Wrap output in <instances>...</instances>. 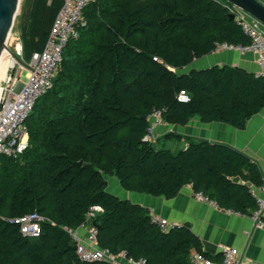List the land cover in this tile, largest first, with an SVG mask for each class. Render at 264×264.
<instances>
[{
    "label": "trees",
    "instance_id": "1",
    "mask_svg": "<svg viewBox=\"0 0 264 264\" xmlns=\"http://www.w3.org/2000/svg\"><path fill=\"white\" fill-rule=\"evenodd\" d=\"M64 1L23 0L14 29L26 62L44 48ZM228 4L95 0L84 8L86 25L25 121L29 147L0 154V264H110L81 259L71 244L67 229L87 223L96 224L100 247L146 264H191L194 251L215 258L188 223L163 230L148 207L110 192L106 176L154 196L171 198L190 184L223 208H257L251 188L264 184V172L243 150L175 132L163 138L185 137L177 151L144 138L155 111L170 124L198 117L243 129L264 109L263 74L231 64L182 71L221 44L250 43ZM181 90L190 101L178 100ZM93 205L103 211L88 220ZM33 211L46 220L38 236L24 235L9 219Z\"/></svg>",
    "mask_w": 264,
    "mask_h": 264
},
{
    "label": "built area",
    "instance_id": "2",
    "mask_svg": "<svg viewBox=\"0 0 264 264\" xmlns=\"http://www.w3.org/2000/svg\"><path fill=\"white\" fill-rule=\"evenodd\" d=\"M92 1L95 0H65L52 23L44 48L41 51H35L27 65L16 59V63L20 64V68H27L28 71L25 82H21L19 76L10 74L3 83V90L0 95V154L17 157L29 147L30 134L25 121L38 98L53 86V77L62 60L63 50L70 39L79 36V29L86 25L83 10ZM228 7L230 12L235 13L236 21L251 40L247 46L232 47L249 49L258 53L261 66L258 73L264 75V24L235 5L228 4ZM13 36L15 34L12 29L7 41L9 48ZM17 38L15 53L20 58L23 57V45L20 35ZM223 45L225 47L229 46L227 44ZM154 58L158 59L157 57ZM190 99V94L186 90H181L178 94L180 102H188ZM152 117L154 120L148 127L144 138L154 142V126L162 122L161 112L155 111ZM259 188L264 190V184ZM255 189V187H252L251 192L256 197L257 208L251 216L257 227L264 228V198L258 196ZM195 194L200 199H208L201 192H195ZM102 211L103 208L100 205H93L87 212L86 217L91 220L97 213ZM152 219L163 230L169 229L166 219L155 215H152ZM9 220L18 224L24 235L38 236L41 233V223L46 220V217L37 211H33L12 217ZM67 230L76 242L77 254L83 260L123 264L118 260L121 256L126 259L128 264H146L144 258L135 259L128 257L125 251L114 253L109 248L100 247L97 240L98 229L94 224H89L86 238L80 236L78 229ZM190 261L191 264H264L249 260L237 248L225 245L221 246V259L219 260H214L201 252L195 251L191 254Z\"/></svg>",
    "mask_w": 264,
    "mask_h": 264
},
{
    "label": "crops",
    "instance_id": "3",
    "mask_svg": "<svg viewBox=\"0 0 264 264\" xmlns=\"http://www.w3.org/2000/svg\"><path fill=\"white\" fill-rule=\"evenodd\" d=\"M216 64H231L256 73L261 70L258 53L221 44L215 51L195 59L182 71L188 72L193 68L201 69ZM168 132L230 144L254 158L264 172V109L253 115L243 129L223 122H203L198 117L184 125L170 124L162 120L154 126L157 139ZM181 143L182 147L188 144L185 137H182ZM107 181L110 192H118L120 195H116L119 197L148 207L152 215L166 219L169 228L188 223L200 237L203 250L214 255V260H218L217 255L221 256V246L225 245L237 248L249 260L264 263V228L257 227L251 215L223 208L210 199L198 198L190 184L183 186L174 197L167 198L127 190L116 177H107ZM255 188L256 194L264 198V190ZM88 226L86 224L78 229L82 238L87 237ZM118 260L128 264L124 257L120 256Z\"/></svg>",
    "mask_w": 264,
    "mask_h": 264
},
{
    "label": "water",
    "instance_id": "4",
    "mask_svg": "<svg viewBox=\"0 0 264 264\" xmlns=\"http://www.w3.org/2000/svg\"><path fill=\"white\" fill-rule=\"evenodd\" d=\"M229 4L235 5L257 18L264 24V3L260 0H226ZM22 0H0V56L4 49L8 48L12 55L22 64L27 65L12 51L7 41L14 28L17 15L19 13ZM230 18L235 19V13L230 12ZM82 161L78 162L81 165ZM94 225H96L94 223ZM71 244L76 248V242L72 239Z\"/></svg>",
    "mask_w": 264,
    "mask_h": 264
},
{
    "label": "rangeland",
    "instance_id": "5",
    "mask_svg": "<svg viewBox=\"0 0 264 264\" xmlns=\"http://www.w3.org/2000/svg\"><path fill=\"white\" fill-rule=\"evenodd\" d=\"M22 2H23V0H22ZM21 6H22V4H21ZM20 13H21V7H20L19 13L17 15V18L19 17ZM17 18H16L15 23L17 22ZM13 33L15 34V36H13L11 38V40H10V49L15 52V50H16L15 43H16V41H18V38L17 37L20 34L14 28H13ZM20 58L27 64V62L23 59V57H20ZM27 71H28L27 68H24V69L23 68H20V64L19 63H16L15 66H13V67L10 68L8 74H12L13 76L14 75H17V76H19L21 82H25L26 81ZM3 83H4V81H2V84L1 85H3ZM154 137H155V141L154 142L156 143V145L158 147L170 148L172 151H177L178 149H180L183 146V143H181V140H179V139L163 138V136L160 139H157V137L155 136V133H154ZM107 177H109V178H111V177L112 178H115L113 176H106V178ZM110 189H111V187H110ZM116 194L120 195L118 192Z\"/></svg>",
    "mask_w": 264,
    "mask_h": 264
},
{
    "label": "bare ground",
    "instance_id": "6",
    "mask_svg": "<svg viewBox=\"0 0 264 264\" xmlns=\"http://www.w3.org/2000/svg\"><path fill=\"white\" fill-rule=\"evenodd\" d=\"M16 59L12 55L11 51L6 48L0 56V95L3 90L2 81L7 80L10 74H8L11 67L15 65ZM2 80V81H1Z\"/></svg>",
    "mask_w": 264,
    "mask_h": 264
}]
</instances>
